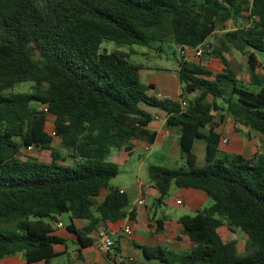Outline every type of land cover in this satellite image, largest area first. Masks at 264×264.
I'll list each match as a JSON object with an SVG mask.
<instances>
[{
  "label": "trees",
  "instance_id": "1",
  "mask_svg": "<svg viewBox=\"0 0 264 264\" xmlns=\"http://www.w3.org/2000/svg\"><path fill=\"white\" fill-rule=\"evenodd\" d=\"M215 33L217 44L207 45ZM103 40L156 51L165 45L175 55L179 99L148 92L131 51L100 50ZM197 46L222 70L178 51ZM229 49L243 55L248 81L229 67L223 56ZM257 52L264 53V0H0V258L19 254L26 263L47 264L58 255L53 245L65 242L51 232L62 213L86 221L81 229L66 225L77 251L91 243L92 231L132 219L126 193L109 185L117 166L108 154L134 139L152 143L147 126L156 108L174 131L181 161L147 164L158 192L153 203L161 204L172 185L202 190L210 202L177 219V239L189 243L187 250L142 245V257L159 264H264V153H221L214 131L229 115L234 129L264 137ZM21 82H30L29 90L11 91ZM196 139L204 144L201 166L192 151ZM27 145L47 150L49 161L24 156ZM60 149L78 157L73 166L55 162ZM220 225L244 233L243 254L235 239L221 240Z\"/></svg>",
  "mask_w": 264,
  "mask_h": 264
},
{
  "label": "crops",
  "instance_id": "2",
  "mask_svg": "<svg viewBox=\"0 0 264 264\" xmlns=\"http://www.w3.org/2000/svg\"><path fill=\"white\" fill-rule=\"evenodd\" d=\"M235 51L236 50L234 49H229L228 51L223 52V56L232 70L233 66L239 67L238 62H242V68L245 64L244 57L242 58L243 55ZM188 56V59H192L194 61L196 60L193 59L191 55ZM201 63L212 71H221L223 68L221 61L217 57L213 56H203ZM260 63V74L262 81H264V62L261 61ZM150 67L152 66L142 65V69L140 70L141 79L142 72L144 70H148ZM174 70L175 68L172 69V71ZM144 79L145 80L142 79V81L145 84L151 85L150 89L152 90V94L160 92L162 94L169 95L172 99H179L180 90L176 76L175 81L173 80V77H171V75H169L167 72L159 70L157 73H145ZM149 111L152 113V120L148 123L147 127L148 129L155 132L153 142L148 143L145 140L137 139L131 140L129 146L127 147L111 149L108 154V160L113 162H125L137 149H143L146 151L150 150L152 145L155 144V142L159 140L161 136H165L166 138H170V136L173 137V129H166L164 127V112L156 108H151ZM206 130L207 127H205L202 131L205 132ZM214 131L218 134L217 149L221 153H236L242 155L245 158H249L253 154L264 153V137L253 130L246 129L244 127H239L238 130L234 129V123L231 116L229 115H224V118L217 122L216 126L214 127ZM222 137L225 138L224 143H221L220 141ZM171 144L177 146L174 140L171 141ZM203 145L204 144L201 145L202 148ZM36 153L40 154V151L36 150L35 154ZM38 154L34 156L36 160L49 161V155L40 158ZM136 187L137 190L134 195H128L124 188L116 187L118 190L124 191L128 196L130 204L127 209L134 210V217L130 219L125 216L122 219L106 223V225L103 227L106 228L108 235L112 239L113 244L117 246V249L111 248L108 253H101L98 251L97 240L95 237L96 232L99 229L98 228L89 234V237L92 239L91 243L80 247L79 251H77V238L74 233L66 228V225L71 222L75 229H81L86 221L81 218L70 219L68 214L65 213L68 218L67 223H64L63 220L58 216L57 220L51 223V232L65 239L64 244L53 245V250L58 253V255L53 258H65L67 264H130L129 261H132L136 264H159L154 260H145L142 257L140 246L157 245L171 251L187 250L190 247L189 243L184 240L177 239L180 228L177 219L180 215L187 213L183 212L178 215L168 214L164 211L157 213L156 208L160 204L153 203V200L149 207H147L146 204L147 196L150 195L153 197V199L158 196L157 190L149 182L148 178L145 182L137 180ZM171 187L172 186H170V188ZM104 193L105 191L101 190L98 195V199H100ZM138 199H141L142 203L137 204L136 201ZM175 199H179L180 203H175ZM208 201L209 198L202 190L195 188L176 187L174 189L173 196L167 197L166 199L164 198L162 203L182 206L183 210L192 211L194 213L196 210L207 205ZM57 222H60L61 226L57 227L55 225ZM124 226H128V233H124L122 231ZM158 226L160 229H158ZM235 232L228 231L224 225H220L217 228V233L223 241L229 240V233ZM68 244L71 246H68ZM51 260L47 264H49ZM38 262H42L41 264H46L43 261ZM0 264L32 263H26L19 254H15L1 257Z\"/></svg>",
  "mask_w": 264,
  "mask_h": 264
},
{
  "label": "rangeland",
  "instance_id": "3",
  "mask_svg": "<svg viewBox=\"0 0 264 264\" xmlns=\"http://www.w3.org/2000/svg\"><path fill=\"white\" fill-rule=\"evenodd\" d=\"M219 33V32H218ZM218 33H215L214 35L210 36L207 38L206 43L207 45L210 44L216 45V36ZM157 45V44H154ZM164 51H156L154 47H147V46H142V45H126V44H117L113 41L110 40H103L100 43V50L105 49L106 51H111V50H117V51H122V52H128L131 51L130 54V59L135 62V63H140L141 65H146V66H152L148 70H144L142 72V79L145 80V73H157L159 70H163L167 72L171 77H173V80H175L174 76V71L172 69L176 68V61L174 56L171 54L169 49L163 45ZM172 49H175V46H171ZM211 49V48H210ZM209 49V50H210ZM236 52V51H235ZM203 57H208L205 55H202ZM200 56V57H201ZM193 59H196L197 61L198 57H193ZM243 58V56H242ZM257 58L261 62H264V53L257 52ZM239 67L233 66V72L235 76L246 82L249 80V74L245 68V64L243 65L242 68V62H238ZM241 66V67H240ZM261 76V75H260ZM176 81V80H175ZM30 87V82H21L17 83L14 85L11 91H27L29 90ZM180 90V88H179ZM151 89H148V92H151ZM49 122V121H48ZM47 130H49V126H46ZM175 141V134H173V137L170 136V138L160 137L159 140L155 142V144L152 145L151 149L146 151L143 149H137L133 152V154L125 161H118L115 162L117 166V173L114 177H112L109 180V185L112 187H119V188H124L126 190V193L134 195L137 187H136V181H147V176H146V165L148 163L152 164H158L166 167H174L180 164V159H179V153L177 146H174L171 144V141ZM58 138L56 136L52 137V142L51 144L55 147L58 145ZM203 144V140L201 139H196L194 141V145L192 147V151L195 155V162L197 166H201L203 164V148L201 145ZM35 149L32 148L30 151H25L23 152V155L26 157H34L35 154ZM40 154L38 156L40 158H43L48 154L47 150H39ZM66 150L60 149V158L57 159L55 162L58 164L62 165H71L73 166V162L78 159L77 156H72L71 152L69 151V155L66 154ZM35 154V155H34ZM176 187L172 185L171 188H169L167 195L164 197L165 199L167 197L173 196L174 189ZM162 199V201L164 200ZM153 200L152 196H147L146 197V204L147 207L150 206L151 202ZM210 201H208L209 203ZM156 212L159 213L160 211H164L168 214H180V213H187V214H192V211L188 210H183L182 206L178 205H169V204H163L161 203L157 208ZM63 220L64 223L68 222V218L65 213H62L58 216ZM230 239L233 238L236 240V253L237 254H243V242L245 239L244 233L237 229L235 233H229ZM68 246H71L68 244ZM59 262V263H58ZM42 262H37V263H32V264H41ZM67 264L65 258H53L49 264Z\"/></svg>",
  "mask_w": 264,
  "mask_h": 264
},
{
  "label": "built area",
  "instance_id": "4",
  "mask_svg": "<svg viewBox=\"0 0 264 264\" xmlns=\"http://www.w3.org/2000/svg\"><path fill=\"white\" fill-rule=\"evenodd\" d=\"M180 54L182 55H192L193 57H199L201 55V48L199 46L197 47H194V48H184V49H179L178 50ZM155 97L156 98H159V99H171L169 95L167 94H162L160 92H156L155 94ZM180 102V106H184L185 105V101L180 99L179 100ZM42 110L46 111L45 107H42ZM49 133L52 137L55 136L54 132L49 129ZM221 143H224L225 142V138H221ZM32 145H27L25 148H24V152L26 151H30L32 150ZM147 148V147H145ZM137 204H140L142 203V200L141 199H138L136 201ZM175 203H180V200L179 199H175ZM57 227L61 226V223L60 222H57L55 224ZM122 231L124 233H128L129 232V228L128 226H124L122 228ZM96 240H97V249L98 251H100L101 253H108L112 247V239L110 238V236L108 235L107 231H106V228H99L96 232Z\"/></svg>",
  "mask_w": 264,
  "mask_h": 264
}]
</instances>
